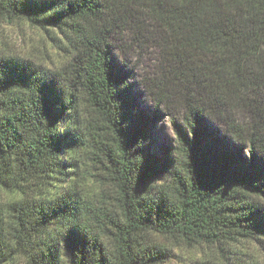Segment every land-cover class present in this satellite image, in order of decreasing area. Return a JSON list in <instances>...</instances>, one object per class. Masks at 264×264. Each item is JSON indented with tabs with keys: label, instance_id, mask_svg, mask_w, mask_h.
<instances>
[{
	"label": "trees",
	"instance_id": "trees-1",
	"mask_svg": "<svg viewBox=\"0 0 264 264\" xmlns=\"http://www.w3.org/2000/svg\"><path fill=\"white\" fill-rule=\"evenodd\" d=\"M0 15L57 56L0 52V264H161L153 234L264 238V0H0ZM150 49L153 105L132 64ZM164 112L176 139L153 149Z\"/></svg>",
	"mask_w": 264,
	"mask_h": 264
},
{
	"label": "rangeland",
	"instance_id": "rangeland-1",
	"mask_svg": "<svg viewBox=\"0 0 264 264\" xmlns=\"http://www.w3.org/2000/svg\"><path fill=\"white\" fill-rule=\"evenodd\" d=\"M49 36L46 31L33 26L26 19L11 20L0 15V52L51 66L56 63L57 56L51 48ZM156 58L157 52L150 49L144 59L141 58L138 61L134 59L132 62L138 66L134 68L133 81L138 85L143 103L148 105H153V102L151 96L143 88L144 74L148 76L154 74L158 64ZM173 117L178 116L173 115ZM172 120V116L167 115L166 112L157 120L154 125L156 144L152 145L153 149H158V146L164 142L168 145L174 144L176 129ZM87 187L93 195L99 190L95 184L90 183ZM151 239L155 245L166 248L169 255L161 264H264V238L214 246L190 244L160 234H153Z\"/></svg>",
	"mask_w": 264,
	"mask_h": 264
}]
</instances>
